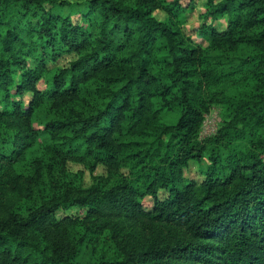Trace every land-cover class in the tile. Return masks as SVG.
Here are the masks:
<instances>
[{"label": "trees", "instance_id": "trees-1", "mask_svg": "<svg viewBox=\"0 0 264 264\" xmlns=\"http://www.w3.org/2000/svg\"><path fill=\"white\" fill-rule=\"evenodd\" d=\"M197 3L0 0V264H264V0Z\"/></svg>", "mask_w": 264, "mask_h": 264}, {"label": "rangeland", "instance_id": "rangeland-1", "mask_svg": "<svg viewBox=\"0 0 264 264\" xmlns=\"http://www.w3.org/2000/svg\"><path fill=\"white\" fill-rule=\"evenodd\" d=\"M73 2H82V0H71ZM185 2L187 0H184ZM204 0H198V3H197V7L195 8V10L192 12L188 9H183L181 12L183 14V16H185L188 20V23H187V28L188 30L192 33L193 32V37L199 41V39L195 36L194 34V28H196L201 20H200V17H199V13L201 11H204V7L202 6V2ZM77 4V3H75ZM47 6H50L49 4H47ZM155 14L157 15L158 18L160 19H164L166 17V14L161 11V10H157L155 12ZM76 15H78L77 13L73 15V18L76 19ZM222 23H225L226 21V18H220L219 19ZM44 86L43 82L40 83V87ZM29 95L27 94L26 97H28ZM178 115V111H171L169 113H166L165 115V119L166 120H174L176 118V116ZM221 122V109L220 107L218 106H215L205 117V120H204V123H203V126H202V129H201V135L200 137L203 138V137H206V136H209L211 134H213L217 127L219 126V123ZM72 169L76 170V169H79V168H82L81 166L79 165H72L71 166ZM104 169L102 167H99L98 168V172H103ZM86 181L87 183L90 182V177L89 175H87L86 177Z\"/></svg>", "mask_w": 264, "mask_h": 264}]
</instances>
